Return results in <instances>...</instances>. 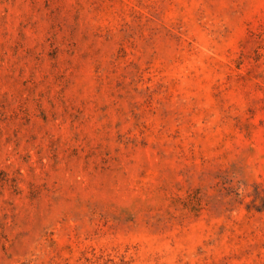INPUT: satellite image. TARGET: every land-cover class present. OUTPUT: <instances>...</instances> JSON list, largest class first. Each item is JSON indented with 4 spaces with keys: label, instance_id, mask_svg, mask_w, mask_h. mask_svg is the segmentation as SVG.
<instances>
[{
    "label": "rangeland",
    "instance_id": "1",
    "mask_svg": "<svg viewBox=\"0 0 264 264\" xmlns=\"http://www.w3.org/2000/svg\"><path fill=\"white\" fill-rule=\"evenodd\" d=\"M0 264H264V0H0Z\"/></svg>",
    "mask_w": 264,
    "mask_h": 264
}]
</instances>
